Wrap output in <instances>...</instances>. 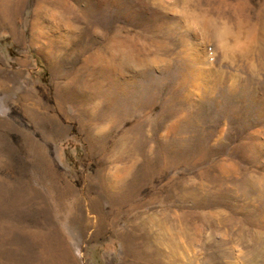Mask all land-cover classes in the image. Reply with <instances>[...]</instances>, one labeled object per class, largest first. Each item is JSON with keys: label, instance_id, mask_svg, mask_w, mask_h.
Segmentation results:
<instances>
[{"label": "rangeland", "instance_id": "obj_1", "mask_svg": "<svg viewBox=\"0 0 264 264\" xmlns=\"http://www.w3.org/2000/svg\"><path fill=\"white\" fill-rule=\"evenodd\" d=\"M0 9V264H264V0Z\"/></svg>", "mask_w": 264, "mask_h": 264}, {"label": "bare ground", "instance_id": "obj_2", "mask_svg": "<svg viewBox=\"0 0 264 264\" xmlns=\"http://www.w3.org/2000/svg\"><path fill=\"white\" fill-rule=\"evenodd\" d=\"M13 0H0V9H3L2 7H5L7 3H11Z\"/></svg>", "mask_w": 264, "mask_h": 264}]
</instances>
